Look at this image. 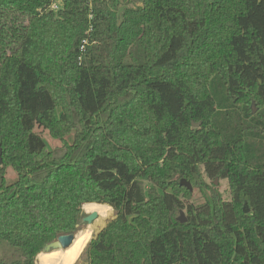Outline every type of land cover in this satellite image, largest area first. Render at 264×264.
Segmentation results:
<instances>
[{"label": "trees", "instance_id": "obj_1", "mask_svg": "<svg viewBox=\"0 0 264 264\" xmlns=\"http://www.w3.org/2000/svg\"><path fill=\"white\" fill-rule=\"evenodd\" d=\"M51 2L0 0V264L85 203L87 264H264V0Z\"/></svg>", "mask_w": 264, "mask_h": 264}, {"label": "bare ground", "instance_id": "obj_2", "mask_svg": "<svg viewBox=\"0 0 264 264\" xmlns=\"http://www.w3.org/2000/svg\"><path fill=\"white\" fill-rule=\"evenodd\" d=\"M83 211L92 212L96 211L98 213V218L96 223L100 220H104L111 215V207L106 204H96V203H85L82 206ZM95 223V222H94ZM94 226L90 225L84 229L79 230L72 244L66 248L55 249L50 252H40L36 255L35 261L37 264H75L80 255L82 254L84 248L86 247L89 239L93 236ZM98 230V229H97Z\"/></svg>", "mask_w": 264, "mask_h": 264}, {"label": "rangeland", "instance_id": "obj_3", "mask_svg": "<svg viewBox=\"0 0 264 264\" xmlns=\"http://www.w3.org/2000/svg\"><path fill=\"white\" fill-rule=\"evenodd\" d=\"M252 107L253 108H255V105L253 104L252 105ZM255 113V112H254ZM195 126V125H194ZM196 127V126H195ZM35 131L36 132H38L41 136H42V138L45 140V142L47 143V145H48V147L49 148H53V147H55V146H57V145H59V140H57V139H55V138H52L48 133H47V131H45V130H43L42 128H40V127H36L35 128ZM8 174L9 175H13V171L11 170V169H8ZM208 181V180H207ZM214 183L216 184V186H218L219 187V191L221 192V194L225 197V198H229V192H228V186H227V181H226V179H221V180H219V179H215L214 180ZM149 184L147 183V182H143V188H145V191L147 190V189H149ZM192 192H193V200H192V202L193 203H199V202H202L203 200H204V195H206L207 194V192H205L204 193V195H203V191H200V190H198L197 188H193L192 189ZM112 209V208H111ZM85 212V211H84ZM86 214H87V212H85ZM89 213V212H88ZM183 215H184V213H183ZM84 217V216H83ZM83 217L79 220V222H78V224H77V230L75 231V233H77L79 230H81V229H84V228H86L87 226H90V225H92V226H94V233H93V236L94 235H96L99 231H100V229L102 228V227H104L105 225H106V223L108 222V221H110L111 219H113L114 218V213H113V209L111 210V215H110V217H108V218H106V219H104V220H100L98 223H96V220H97V218L96 219H94V220H92L90 223H87V222H85L84 220H83ZM95 222V223H94ZM98 229V230H97ZM1 252V251H0ZM1 254V253H0ZM88 263V261H87V257H86V255L85 254H83L82 256L80 255V258L78 259V261L75 263V264H87ZM35 264H37L36 263V261H35Z\"/></svg>", "mask_w": 264, "mask_h": 264}, {"label": "water", "instance_id": "obj_4", "mask_svg": "<svg viewBox=\"0 0 264 264\" xmlns=\"http://www.w3.org/2000/svg\"><path fill=\"white\" fill-rule=\"evenodd\" d=\"M194 125L198 126L199 124L196 123ZM1 154H2V151H1V147H0V165L2 163ZM180 183H181V185L188 187L190 190H192V187L188 181L181 180ZM136 196H137V201H140L141 197L139 195V192H136ZM245 211H248V208H246ZM97 217H98V213L96 211H92L90 213H87L86 216L83 217V220L87 223H90L92 220L96 219ZM178 220L180 222H184L185 219H184L183 212H180ZM75 235H76V233H68V234L59 235L56 238V240L51 242V244L48 245V247L46 249H44L42 252H50V251L55 250V249L65 250L66 248H68L72 244V242L75 238Z\"/></svg>", "mask_w": 264, "mask_h": 264}, {"label": "built area", "instance_id": "obj_5", "mask_svg": "<svg viewBox=\"0 0 264 264\" xmlns=\"http://www.w3.org/2000/svg\"><path fill=\"white\" fill-rule=\"evenodd\" d=\"M60 6H61L60 0H52L50 4V9L53 11H57L59 10Z\"/></svg>", "mask_w": 264, "mask_h": 264}, {"label": "crops", "instance_id": "obj_6", "mask_svg": "<svg viewBox=\"0 0 264 264\" xmlns=\"http://www.w3.org/2000/svg\"><path fill=\"white\" fill-rule=\"evenodd\" d=\"M84 205V204H83Z\"/></svg>", "mask_w": 264, "mask_h": 264}]
</instances>
